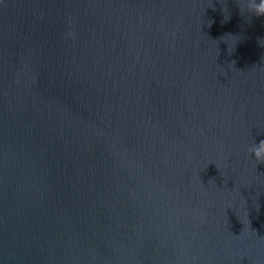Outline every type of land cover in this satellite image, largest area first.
<instances>
[{
  "label": "water",
  "instance_id": "95a60500",
  "mask_svg": "<svg viewBox=\"0 0 264 264\" xmlns=\"http://www.w3.org/2000/svg\"><path fill=\"white\" fill-rule=\"evenodd\" d=\"M260 38L234 0H0V264H264Z\"/></svg>",
  "mask_w": 264,
  "mask_h": 264
},
{
  "label": "clouds",
  "instance_id": "9594fccd",
  "mask_svg": "<svg viewBox=\"0 0 264 264\" xmlns=\"http://www.w3.org/2000/svg\"><path fill=\"white\" fill-rule=\"evenodd\" d=\"M236 8L241 16L247 14L249 19L252 18H264V0H234ZM264 38H260L258 43L264 47V44L260 43ZM247 152L253 156L256 163H264V139L259 142H253L247 146Z\"/></svg>",
  "mask_w": 264,
  "mask_h": 264
}]
</instances>
